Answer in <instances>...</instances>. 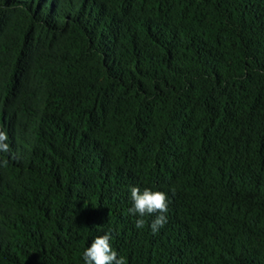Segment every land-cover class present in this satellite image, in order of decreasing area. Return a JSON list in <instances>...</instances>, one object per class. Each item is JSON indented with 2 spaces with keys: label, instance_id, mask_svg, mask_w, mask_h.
Segmentation results:
<instances>
[{
  "label": "trees",
  "instance_id": "obj_1",
  "mask_svg": "<svg viewBox=\"0 0 264 264\" xmlns=\"http://www.w3.org/2000/svg\"><path fill=\"white\" fill-rule=\"evenodd\" d=\"M0 131V264H264V0H0Z\"/></svg>",
  "mask_w": 264,
  "mask_h": 264
},
{
  "label": "clouds",
  "instance_id": "obj_2",
  "mask_svg": "<svg viewBox=\"0 0 264 264\" xmlns=\"http://www.w3.org/2000/svg\"><path fill=\"white\" fill-rule=\"evenodd\" d=\"M6 140V133L0 131V151H9ZM4 164L6 165L7 161H4ZM130 199L133 204L128 212L140 217L135 221L136 228H143L146 223L144 217L154 213H159L150 225L154 234L167 223L168 198L165 192L152 191L149 188L141 191L139 187L133 186L130 188ZM110 239V232L95 237L83 252L84 264H126L123 256L118 258V253L112 248Z\"/></svg>",
  "mask_w": 264,
  "mask_h": 264
}]
</instances>
